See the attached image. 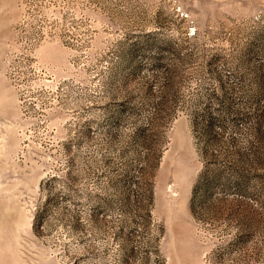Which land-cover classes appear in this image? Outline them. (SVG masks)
<instances>
[{"label":"rangeland","instance_id":"rangeland-1","mask_svg":"<svg viewBox=\"0 0 264 264\" xmlns=\"http://www.w3.org/2000/svg\"><path fill=\"white\" fill-rule=\"evenodd\" d=\"M0 264H264V0H0Z\"/></svg>","mask_w":264,"mask_h":264}]
</instances>
